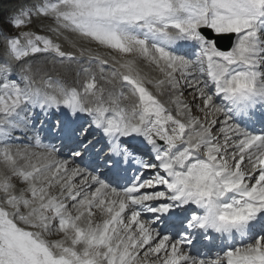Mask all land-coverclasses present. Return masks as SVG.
Returning <instances> with one entry per match:
<instances>
[{
	"label": "snow or ice",
	"instance_id": "1",
	"mask_svg": "<svg viewBox=\"0 0 264 264\" xmlns=\"http://www.w3.org/2000/svg\"><path fill=\"white\" fill-rule=\"evenodd\" d=\"M13 2L0 264H264V0Z\"/></svg>",
	"mask_w": 264,
	"mask_h": 264
},
{
	"label": "rangeland",
	"instance_id": "2",
	"mask_svg": "<svg viewBox=\"0 0 264 264\" xmlns=\"http://www.w3.org/2000/svg\"><path fill=\"white\" fill-rule=\"evenodd\" d=\"M14 8L13 0H0V11L7 15L10 10Z\"/></svg>",
	"mask_w": 264,
	"mask_h": 264
},
{
	"label": "bare ground",
	"instance_id": "3",
	"mask_svg": "<svg viewBox=\"0 0 264 264\" xmlns=\"http://www.w3.org/2000/svg\"><path fill=\"white\" fill-rule=\"evenodd\" d=\"M194 254V253H193Z\"/></svg>",
	"mask_w": 264,
	"mask_h": 264
}]
</instances>
